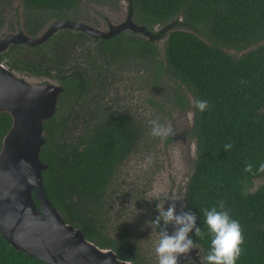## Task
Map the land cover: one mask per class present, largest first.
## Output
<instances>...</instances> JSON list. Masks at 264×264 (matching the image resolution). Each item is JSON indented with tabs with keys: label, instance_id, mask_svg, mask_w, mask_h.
Wrapping results in <instances>:
<instances>
[{
	"label": "trees",
	"instance_id": "1",
	"mask_svg": "<svg viewBox=\"0 0 264 264\" xmlns=\"http://www.w3.org/2000/svg\"><path fill=\"white\" fill-rule=\"evenodd\" d=\"M80 1L21 0V4L27 13L52 11L60 19ZM129 2L138 25L153 34L155 26L165 28L159 34L166 35L164 55L157 40L139 33L104 40L68 29L73 42L48 49L44 62L23 59V46H12L18 50L15 57L13 51L8 56L11 70L49 78L63 87L56 113L43 126L40 159L48 165L42 174L47 197L87 240L112 249L122 260L143 264L137 248L118 233L121 240L106 235L103 224L109 194L118 191L136 167L140 147L152 146L137 113L121 105L126 96L106 98L111 93H105V86H113L121 73L133 70L135 76H125L124 81H142L153 90L174 86L170 113L193 109L189 134L196 140L197 158L182 199L186 212L197 216L205 233L204 239L190 234L202 251V264L210 246L204 212L219 210L220 203L242 229L244 243L237 264H264V184L250 191L254 180L264 179L259 171L264 165V0ZM26 15L34 25L26 26L28 33L36 34L44 18ZM78 39H91L95 46L78 54ZM44 45L27 49L41 50ZM194 99L207 101L209 109L198 112ZM11 124V117L0 113V149ZM228 145L231 148L225 151ZM249 166L251 171L246 170ZM154 167L158 172L160 164ZM131 191L134 188L124 193L130 200ZM0 264L47 263L16 250L0 235Z\"/></svg>",
	"mask_w": 264,
	"mask_h": 264
},
{
	"label": "water",
	"instance_id": "2",
	"mask_svg": "<svg viewBox=\"0 0 264 264\" xmlns=\"http://www.w3.org/2000/svg\"><path fill=\"white\" fill-rule=\"evenodd\" d=\"M132 18L131 7L127 19L120 24L109 25L107 31L82 22L61 20L49 25L35 38L23 31L4 36L0 34V53L9 44L34 47L61 28L82 31L95 39L104 40L127 31L142 34L149 40H156L159 34L164 33L165 28H162L154 35ZM35 77L21 75L0 61V113L8 114L12 119L0 149V235L16 250L47 264H135L120 259L112 249L100 248L87 240L79 228L65 222L47 197L42 174L48 165L40 159L45 143L43 126L56 113L63 87L57 82L37 84L33 82ZM185 114L181 113L175 121L181 122ZM175 121L170 125L173 134L169 137L173 142L184 143L183 160L187 165L192 161L194 163L197 146L193 142L190 144L192 138H186L188 126L180 131ZM170 160L175 166L173 156L169 155ZM258 187L256 185L255 190ZM199 251L198 247H194L190 254L179 258V264H202Z\"/></svg>",
	"mask_w": 264,
	"mask_h": 264
},
{
	"label": "rangeland",
	"instance_id": "3",
	"mask_svg": "<svg viewBox=\"0 0 264 264\" xmlns=\"http://www.w3.org/2000/svg\"><path fill=\"white\" fill-rule=\"evenodd\" d=\"M130 6L131 4L129 0H81L75 8L70 11L62 12L61 15H63V17L58 19L52 11L28 9L30 13H27V11L22 7L21 0H0V34L3 36L11 32H26V26H34L33 24L30 25L26 14L44 18L41 21L40 24L42 25L39 28L42 30L47 28L49 25H52L55 21L72 20L107 31L109 25L120 24L127 19L131 10ZM55 13H58V11ZM162 28V26H155L153 28L155 32L154 35H157ZM126 33L131 34L132 32L127 31ZM61 35L63 37H67V43L69 40L73 42L71 40L72 35L70 32H68V36L67 34H62V32ZM57 36L59 37L60 33ZM57 36L41 47V50L29 51L25 47L20 48L24 50V52L20 51V55L23 59H30L34 62H44V54L48 49L54 48L58 39ZM79 40L81 39H78V41L74 40V43L77 41L76 46H78V54L80 52L86 53L87 46H95V42L91 39H84V41ZM156 40L158 41V51H160L161 55H164L166 35H158ZM17 50H11L13 51V57H15ZM11 51L9 50L8 54L11 53ZM8 56L9 55L5 57L6 60H9ZM2 63L6 64V62ZM132 68L134 67L132 66ZM142 71L144 70L139 72ZM16 72L23 75L19 71ZM109 72L112 73L111 71H108V73ZM135 73L137 72L135 71ZM135 73L133 70H131L130 73H121L117 77V81L113 84V86H105V93L107 91L111 93L109 94V97L107 96L106 98H116L117 96L122 98L126 96L127 99L121 102V105L130 107L133 112L137 113L138 120L142 122L144 130L147 134L151 135L152 122H156L165 128L170 127L175 120L179 119L178 116L181 115V112L179 111L170 113L169 109V107L173 105L172 95L174 86L169 87L170 84H166L164 89L153 90L149 88L147 83L142 81L137 80L133 83L124 81L125 76L134 77ZM26 76L33 77L30 75ZM35 78L33 79V82H36L37 84L44 81L56 84V82L51 79L48 80L49 78ZM94 90L95 89H93L91 93H93ZM131 94L133 98L131 97ZM151 101L154 102L153 105ZM192 121L193 109L190 108L184 115L181 122L175 121V125L178 126L180 131L182 130V127L188 126L187 132L191 134L193 128ZM191 138V143L193 142L194 145H196L195 138ZM150 139L152 146L140 147L138 156L139 159L135 160L136 167L133 171L129 170L124 184L118 187V191H114L109 194L111 198L107 201V211L103 213L105 218L103 224L104 233L106 235L113 236L115 234V237L113 238H118L119 240H121V237H117V233L120 236H125L123 238H127L131 246L137 248L136 253L140 255V259L143 260V264H158L155 253V249L158 245H154L155 242L152 239V235L148 234V232L151 231V225L148 221L149 217H147L146 213H144V211H146L149 207L147 198H150L151 202H153L158 198L161 190L165 187H173L175 192L177 194L179 193L178 200L181 211L186 212L182 195L184 194L185 186L188 183V178L191 176L194 163L192 161V163L190 162L187 165L185 160H183V148L180 146H168L166 138H154L151 135ZM163 144L165 146H163ZM169 155L173 156L175 161V168L173 169L168 168ZM149 159H151V163H148ZM156 162L160 164L158 172H156L154 167ZM161 165L163 166L162 169ZM152 175H154L153 179L150 178ZM171 176H175L177 178L173 180ZM261 184H264V179L254 180V185L250 191L253 192L256 189V185L258 186ZM132 188H134L135 191H131L133 193V199L130 200L128 197L124 196V193ZM194 247L196 246L194 245ZM135 250L136 249H134V251ZM199 258L200 262L203 263L204 257L202 251H199Z\"/></svg>",
	"mask_w": 264,
	"mask_h": 264
},
{
	"label": "clouds",
	"instance_id": "4",
	"mask_svg": "<svg viewBox=\"0 0 264 264\" xmlns=\"http://www.w3.org/2000/svg\"><path fill=\"white\" fill-rule=\"evenodd\" d=\"M193 107L200 113L209 109V104L204 100H193ZM151 135L154 138L165 139L173 134L171 127L160 126L156 122L151 124ZM231 145L225 147L230 150ZM148 163H151L149 159ZM247 171H251L249 166ZM264 172V165L259 168ZM165 210L164 206H157L158 216L152 223L159 232L160 238L155 249L158 264H179V258L191 253L194 249V241L190 238L193 234L200 239L205 238V233L197 224V216L189 212L177 213L176 201ZM204 212V224L207 228V236L210 238L208 254L205 257V264H237L241 256V245L244 243L242 229L238 221L232 219L229 211L225 210L224 204ZM162 225V227H161ZM169 226L173 229L169 234Z\"/></svg>",
	"mask_w": 264,
	"mask_h": 264
},
{
	"label": "flooded vegetation",
	"instance_id": "5",
	"mask_svg": "<svg viewBox=\"0 0 264 264\" xmlns=\"http://www.w3.org/2000/svg\"><path fill=\"white\" fill-rule=\"evenodd\" d=\"M17 30V29H16ZM44 30V29H43ZM46 30V29H45ZM65 30H68V29H64V28H61V29H58L56 32H54V33H52L51 35H50V37L46 40V41H44L43 43H41V44H38V45H36V46H34V47H29V46H27V45H25V44H18V45H21V46H23V47H25V48H30V49H32V48H35V47H38V46H40V45H43V44H46V43H48L51 39H53L54 37H56L59 33H60V36L58 37V39H57V42H56V45H58V44H61V43H63L64 41H66L67 40V37H63L62 35H61V32H62V34H67V36H68V33H66L65 32ZM13 33H15V32H11V34H13ZM24 33L27 35V36H29V37H31V38H35L36 36H39L40 34H42L43 32H42V29H39L38 31H37V33L36 34H29L28 33V31H27V29H26V32L24 31ZM8 34H10V33H8ZM4 36V35H3ZM14 45H16V44H14ZM13 46V44H9L8 45V48L4 51V52H2V53H0V55H4L5 57H6V54L7 55H9V56H11V54L9 53L8 54V52H9V50L11 51L12 50V47ZM0 61L1 62H6V64L8 65V62L7 61H9V60H6L5 58L2 60V59H0ZM9 67H10V65H8ZM12 70H16V69H12ZM16 71H18V70H16ZM20 73H22L21 71H19ZM23 74V73H22ZM23 75H25V74H23ZM44 81V80H43ZM46 81H44V82H42V83H45ZM41 82H40V84H42ZM186 138H188V140H190L191 139V136H190V134L187 132V137ZM168 139V141H166V143L168 144V146L169 145H172V146H180V147H182V144L184 145V143H182V141H180V142H173L171 139H170V137H167L166 138V140ZM2 143V142H1ZM190 144H191V142H190ZM189 144V145H190ZM163 146H165L164 144H163ZM162 165H161V169H162ZM168 168H175V166H174V164H173V160H170L169 161V163H168ZM134 169V168H133ZM131 171H133V170H131ZM153 171H154V169H153ZM153 177H154V175H152L150 178H152L153 179ZM171 178L174 180V179H176L177 177H175V176H171ZM136 179H137V177H136ZM180 192V191H179ZM160 194L158 195V198L155 200V201H153V202H151V200H150V198H147V200H148V208H147V210L146 211H144V213H146V215H147V217H149L148 218V221H149V223H150V225H151V231L150 232H148V234L149 235H152V239H153V241L155 242V244L154 245H158V242H159V238H160V234H159V232L158 231H160L161 229H157L156 228V226L152 223V221H154L155 219H156V217L158 216V212H157V206H160V207H162V206H164V208H165V210H167V207L170 205V203H172V201H170V200H175L176 201V209H177V213H180L181 212V209H180V203H179V200H178V197H179V193L177 194L176 192H175V190H174V188L173 187H170V188H168V187H165L163 190H161L160 192H159ZM184 207H185V205H184ZM186 209V208H185ZM186 211V210H185ZM146 217V218H147ZM161 227H162V225H161ZM170 230H173L172 228H171V226H169V229H168V231H170ZM196 247H198V246H196ZM199 248V247H198ZM199 250L201 251V249L199 248ZM134 263V262H133Z\"/></svg>",
	"mask_w": 264,
	"mask_h": 264
}]
</instances>
